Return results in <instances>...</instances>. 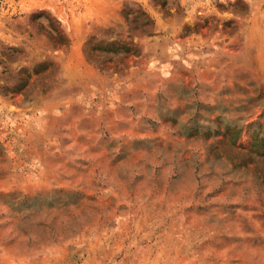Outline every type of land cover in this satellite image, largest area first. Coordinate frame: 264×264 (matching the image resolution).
<instances>
[{
  "label": "rangeland",
  "instance_id": "374dc122",
  "mask_svg": "<svg viewBox=\"0 0 264 264\" xmlns=\"http://www.w3.org/2000/svg\"><path fill=\"white\" fill-rule=\"evenodd\" d=\"M0 264H264V0H0Z\"/></svg>",
  "mask_w": 264,
  "mask_h": 264
},
{
  "label": "trees",
  "instance_id": "16d2710c",
  "mask_svg": "<svg viewBox=\"0 0 264 264\" xmlns=\"http://www.w3.org/2000/svg\"><path fill=\"white\" fill-rule=\"evenodd\" d=\"M60 37L62 38V35H60ZM61 40V39H60Z\"/></svg>",
  "mask_w": 264,
  "mask_h": 264
}]
</instances>
